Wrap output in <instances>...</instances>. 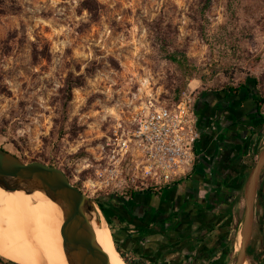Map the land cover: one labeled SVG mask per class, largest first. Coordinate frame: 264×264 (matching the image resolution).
I'll return each instance as SVG.
<instances>
[{"label":"rangeland","instance_id":"374dc122","mask_svg":"<svg viewBox=\"0 0 264 264\" xmlns=\"http://www.w3.org/2000/svg\"><path fill=\"white\" fill-rule=\"evenodd\" d=\"M205 4L0 0V147L80 185V158H92L141 78L169 104L184 92L230 95L241 83L264 93V0ZM236 249L237 240L230 260Z\"/></svg>","mask_w":264,"mask_h":264},{"label":"crops","instance_id":"0c3cea01","mask_svg":"<svg viewBox=\"0 0 264 264\" xmlns=\"http://www.w3.org/2000/svg\"><path fill=\"white\" fill-rule=\"evenodd\" d=\"M254 99L247 89L236 96L200 97L199 161L193 172L159 192L112 196L107 202L115 244L128 258L142 264H210L222 259L238 222L237 214L230 217L224 209L240 193L242 207V186L250 169L248 146L264 149V124L253 113ZM171 220L178 221L174 225ZM252 235L258 249L264 250V170Z\"/></svg>","mask_w":264,"mask_h":264},{"label":"built area","instance_id":"2783aa9c","mask_svg":"<svg viewBox=\"0 0 264 264\" xmlns=\"http://www.w3.org/2000/svg\"><path fill=\"white\" fill-rule=\"evenodd\" d=\"M196 102L193 92L162 102L149 79L141 78L114 107L109 132L92 158H80L77 186L98 201L101 194L159 192L188 177L199 161Z\"/></svg>","mask_w":264,"mask_h":264},{"label":"water","instance_id":"95a60500","mask_svg":"<svg viewBox=\"0 0 264 264\" xmlns=\"http://www.w3.org/2000/svg\"><path fill=\"white\" fill-rule=\"evenodd\" d=\"M263 170L264 149L259 152L255 165L249 169L243 187L242 241L236 249V264L248 261L247 249L255 219V197ZM0 187L10 192L30 194L41 190L61 207L63 247L68 264H111L97 240L90 215L94 213L99 222L105 218L98 202L74 184L62 168L40 160L24 161L15 153L0 147Z\"/></svg>","mask_w":264,"mask_h":264},{"label":"bare ground","instance_id":"6f19581e","mask_svg":"<svg viewBox=\"0 0 264 264\" xmlns=\"http://www.w3.org/2000/svg\"><path fill=\"white\" fill-rule=\"evenodd\" d=\"M90 215L97 240L111 264H127L116 249L105 219L99 222L94 213ZM241 241L239 231L237 248ZM0 254L21 264H68L61 207L41 190L30 194L0 187Z\"/></svg>","mask_w":264,"mask_h":264},{"label":"trees","instance_id":"16d2710c","mask_svg":"<svg viewBox=\"0 0 264 264\" xmlns=\"http://www.w3.org/2000/svg\"><path fill=\"white\" fill-rule=\"evenodd\" d=\"M205 1H206L205 5L207 7L212 2V0H205ZM169 58H171L174 61H177L180 64L186 65L184 63V60L179 59L174 54H170ZM242 89H247L248 91L255 94V99H254L255 110L253 113H254V115H256L258 117L257 119L259 120V123L264 124V93L253 90L249 84H245V83H241L236 88H234L233 86H227L226 90H224V91H228L229 93H231L230 95H238V93ZM258 153H259V148L256 146L252 147V145L249 144L248 150H247V155H248V166L250 168L255 165V163L257 161ZM242 188H243V186H242ZM241 191H242V189H241ZM109 201H113L112 196H103V197L99 198V200H98L102 209H104L102 204L107 203ZM241 201H242V193H240L238 196L233 198V201L230 204H228L227 207H225V209H224V211H227L229 213L230 217H233L234 214H237L238 222L236 224H234V230L231 233L230 237L227 239L228 246L226 248L225 255L222 257V259L220 261H223L225 259V256H226V260H230V257L234 256L235 243L237 240L238 231L240 229V224L242 222ZM117 249L120 252V254L123 256V258L127 264H142V262L140 260L130 259L126 256V254L121 249H119L118 247H117ZM262 256H264V250L258 249L256 242H255V239H254V236L252 235L251 241H250L248 249H247V258L252 263L264 264V257L261 258ZM0 262L2 264H20L16 261L10 260V259L2 256L1 254H0Z\"/></svg>","mask_w":264,"mask_h":264},{"label":"flooded vegetation","instance_id":"af4514ba","mask_svg":"<svg viewBox=\"0 0 264 264\" xmlns=\"http://www.w3.org/2000/svg\"><path fill=\"white\" fill-rule=\"evenodd\" d=\"M107 208H105L104 207V209H103V211L105 212V214H106V217L105 218H107L106 220H108L107 222H109L111 225H113V217L110 215V213L108 212V209L106 210ZM178 220H171V222L175 225L176 224V222H177ZM113 242H114V244H115V241H114V239H113ZM115 246H116V249H117V247L119 248V249H121L120 248V246L118 245V244H115ZM118 250V249H117ZM226 252V251H225ZM225 252H223V255H225ZM229 258V257H228ZM195 264H197V263H195ZM210 264H236V258H235V260L233 261V260H226V256H225V259L223 260V261H219V262H211ZM251 264H254V263H252L251 262Z\"/></svg>","mask_w":264,"mask_h":264}]
</instances>
